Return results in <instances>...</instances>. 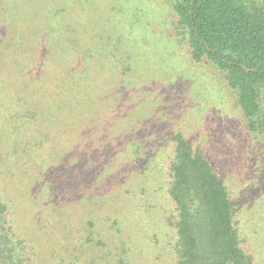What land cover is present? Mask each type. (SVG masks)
Segmentation results:
<instances>
[{"label": "rangeland", "instance_id": "obj_1", "mask_svg": "<svg viewBox=\"0 0 264 264\" xmlns=\"http://www.w3.org/2000/svg\"><path fill=\"white\" fill-rule=\"evenodd\" d=\"M0 83V199L25 264H175L178 135L224 182L241 248L264 264V137L222 73L193 61L169 0H0ZM23 92L51 107L38 120L58 126L66 161L39 141Z\"/></svg>", "mask_w": 264, "mask_h": 264}, {"label": "trees", "instance_id": "obj_2", "mask_svg": "<svg viewBox=\"0 0 264 264\" xmlns=\"http://www.w3.org/2000/svg\"><path fill=\"white\" fill-rule=\"evenodd\" d=\"M169 2L176 27L187 37L193 61L206 60L222 73L236 95L246 128L250 133L264 137V0ZM4 87L0 83V98L4 95ZM9 93L19 94L6 96V105L15 107L21 92ZM23 95L28 100V112H35L33 118L38 123L39 114L52 111L50 106L46 109L48 104L42 103L38 96L25 98V92ZM61 106L57 103L52 108L56 107L58 111ZM9 111L15 112L14 109ZM42 123L39 126L45 127L39 133V141L43 139L45 146L46 139H49L47 143L54 148L52 156L59 157L54 161H66L64 154L67 150L60 133L49 136L51 129L58 126L49 129ZM175 141L177 147L170 168L169 196L177 214L174 220L165 221L166 227L173 228L176 235L173 246L175 264H252L241 248L234 221L236 206L224 182L183 137L178 135ZM6 212L7 207L0 199V264H25L23 243H14L15 229L8 226ZM160 249L164 250V246ZM119 262L115 258V264Z\"/></svg>", "mask_w": 264, "mask_h": 264}]
</instances>
